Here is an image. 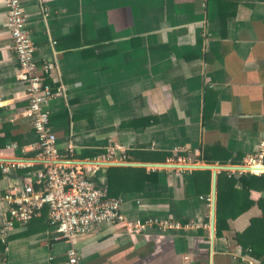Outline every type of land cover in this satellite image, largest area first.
<instances>
[{"label":"crops","instance_id":"0c3cea01","mask_svg":"<svg viewBox=\"0 0 264 264\" xmlns=\"http://www.w3.org/2000/svg\"><path fill=\"white\" fill-rule=\"evenodd\" d=\"M21 1L36 60L56 64L48 109L58 150L98 159L87 170L94 183L130 219L156 222L141 232L105 223L70 242L55 238L43 207L1 232L2 196L42 164L0 3V158L32 163L1 171L0 264H67L71 245L83 264H264L235 239L261 215L264 191L251 189L255 203L216 234L217 174L246 172L216 170L212 215L211 168L153 165L194 149L198 164L240 165L264 141V0ZM115 144L128 160H104ZM194 170L210 171L208 186Z\"/></svg>","mask_w":264,"mask_h":264},{"label":"built area","instance_id":"2783aa9c","mask_svg":"<svg viewBox=\"0 0 264 264\" xmlns=\"http://www.w3.org/2000/svg\"><path fill=\"white\" fill-rule=\"evenodd\" d=\"M5 8V24L9 32L11 47L15 53L19 71L17 77L23 81L26 89L27 107L24 111L30 119L31 126L37 135L38 160L42 167L34 175L26 177L20 191L8 192L2 196L6 204L3 213V229L5 233L15 223H27L37 215L43 207H47L49 224L54 227L55 238H63L70 242L81 234L92 232L101 224L122 223L129 226L134 232L153 225L156 220L148 218L144 221L130 219L121 210L119 200L109 198L106 188L97 186L87 174L91 161H76L72 157L73 147L68 146L60 152L56 146V135L49 126L50 111L48 105L54 98L55 90L48 79L53 78L56 64L53 60L38 62L35 58V44L30 37L26 26L25 15L21 0H0ZM54 43V42H53ZM60 89V87H59ZM119 145L107 147L108 154L104 160L125 162L128 155L121 151ZM182 151V150H181ZM199 150L167 158L165 163L198 164L194 156ZM31 162L7 160L0 158V170L7 173L12 169L26 167ZM240 166L250 169L239 172L263 173L264 170V141H261L256 150L248 155ZM185 166H179L183 168ZM219 170V169H217ZM34 183L38 185L34 187ZM207 200L210 197H206ZM67 264H83L73 245L67 249Z\"/></svg>","mask_w":264,"mask_h":264},{"label":"trees","instance_id":"16d2710c","mask_svg":"<svg viewBox=\"0 0 264 264\" xmlns=\"http://www.w3.org/2000/svg\"><path fill=\"white\" fill-rule=\"evenodd\" d=\"M116 169L118 170L117 167H110L108 169L109 179H111V172ZM194 173L196 178L204 176L208 186L210 182L209 170H194ZM243 174L245 175L236 176L233 172L229 173L224 170L217 174L215 227L216 234L218 235L222 234L223 229L227 228L229 219L236 218L255 203L250 198L251 189L264 191L263 173L255 174L246 172ZM1 176L2 173L0 170V178ZM237 182L241 183V187H236ZM108 194L109 192H107V196ZM257 205L261 209V215L252 217L245 229L235 233V239L240 245L249 249V252L254 257L261 258L264 254V195L257 200Z\"/></svg>","mask_w":264,"mask_h":264},{"label":"water","instance_id":"95a60500","mask_svg":"<svg viewBox=\"0 0 264 264\" xmlns=\"http://www.w3.org/2000/svg\"><path fill=\"white\" fill-rule=\"evenodd\" d=\"M131 164V163H130ZM142 165H148V164H143ZM155 166H169L168 164H156L153 163ZM184 166V165H181ZM191 167H196V168H211L213 170L212 174V195H211V200H212V215H213V209H214V203H215V176H216V170L217 169H238V170H248L250 169L249 167L246 166H240V165H213V164H201V165H193ZM213 225V223H212Z\"/></svg>","mask_w":264,"mask_h":264},{"label":"bare ground","instance_id":"6f19581e","mask_svg":"<svg viewBox=\"0 0 264 264\" xmlns=\"http://www.w3.org/2000/svg\"><path fill=\"white\" fill-rule=\"evenodd\" d=\"M156 164H160V163H156ZM164 164H168L169 166H167V167H179L181 165H184L186 167H191L193 165H201V164H172V163L171 164L170 163H164ZM256 169L264 170V167H258Z\"/></svg>","mask_w":264,"mask_h":264}]
</instances>
